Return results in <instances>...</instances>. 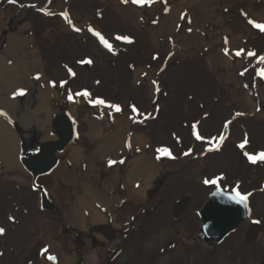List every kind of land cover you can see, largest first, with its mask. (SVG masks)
Returning <instances> with one entry per match:
<instances>
[{
	"label": "rangeland",
	"instance_id": "obj_1",
	"mask_svg": "<svg viewBox=\"0 0 264 264\" xmlns=\"http://www.w3.org/2000/svg\"><path fill=\"white\" fill-rule=\"evenodd\" d=\"M204 1L207 10L202 9ZM65 12L80 32L67 23ZM248 20L264 24V0H153L144 5L131 0H0L3 67L15 68L21 54L27 63L30 58L39 61L27 64L10 88L0 86V110L11 120L0 116V122L16 140L14 154L23 155L36 144L39 126L34 121L39 109L26 102L34 99L41 106L43 101V107L51 110L48 136H57V121L65 143L73 125L75 147L90 162L91 188L101 192L100 183L110 181L114 196L110 230L104 236L88 230L77 244L76 225L63 220L64 197L52 192L53 167L67 156L34 173L24 166L1 170L0 227L5 233L0 235V264H57L44 259L43 250L50 243L64 256L76 258L73 264H264V162L253 164L243 155L264 152V78L258 75L264 69L259 62L264 56V32ZM21 24L26 25L27 39L20 34L12 37ZM89 27L99 31L113 51L100 44ZM118 35L132 43L116 40ZM223 42L231 46V62L238 63L219 68L213 58ZM241 49L243 54L236 56ZM88 59L92 64L78 63ZM236 74L246 78L247 87L255 81L261 91L259 95L248 88L253 105H247L242 86L232 80ZM61 81L67 83L61 87ZM20 89L25 95L14 96ZM84 90L91 93L89 98L76 95ZM97 98L122 109L95 105L101 112L99 120L110 124L106 129L101 126L104 134L112 135L114 120L123 115L132 121L122 145L119 138L121 146L105 158L98 154L103 140L92 131L100 126L90 116L89 100ZM193 124L203 140L195 138ZM130 135L139 141L132 142ZM245 137V149L238 148ZM131 147L156 153L167 147L175 157L163 156L165 170L156 164L155 179L162 175L159 185L144 199L124 189L115 192L122 165L128 171L132 168L131 157H126ZM109 160L116 163L110 166ZM215 176L224 177L219 184L226 189L238 184L242 195L251 193L250 215L221 241L205 246L196 239L198 212L213 187L203 180Z\"/></svg>",
	"mask_w": 264,
	"mask_h": 264
},
{
	"label": "bare ground",
	"instance_id": "obj_2",
	"mask_svg": "<svg viewBox=\"0 0 264 264\" xmlns=\"http://www.w3.org/2000/svg\"><path fill=\"white\" fill-rule=\"evenodd\" d=\"M202 9L207 10L205 1L204 3L202 2ZM1 27L2 26L0 25V28ZM15 34L12 37H17V34H20L26 37V39L29 38L25 24L19 25ZM225 37L226 36L222 38ZM23 39V37L22 39L20 38V41L23 42L26 40ZM17 41L18 40L16 38V42ZM218 41V43H220L221 38ZM16 42L14 50L19 53L20 46H18V43ZM229 47L231 46H228L225 42L219 46L218 56H216L217 59L213 58L217 63V67L223 68L225 64L229 65L233 62L238 63V61L235 60L231 62L233 52H230ZM9 48H11V46H9ZM225 49L228 50L227 54H225ZM22 57L23 55L21 54L19 56L17 66L12 69L3 67L2 61L0 60L1 87L10 88L14 83H17L20 76L19 73L23 72L27 68V64H30V66L39 64L38 59L30 58L28 61L29 63H27ZM218 58L220 60H218ZM232 80L242 86V98H244L247 105H253L252 99L250 100V90L258 93L259 95L261 92L255 81H253L252 87H247L246 78L244 76L236 74ZM38 89L40 90L39 87ZM41 95H43L44 99H47L44 93L41 92ZM42 102L43 101H41V106H39L34 99H28L26 102L27 107L36 106V108L39 109V113L37 112L38 117L34 121H37L36 123H38L39 127L35 130L34 140H37L36 144L23 155L17 156L14 154L16 140L14 139L13 134L9 131L8 127L0 122V155L2 156V158H0V171L24 166L30 172L34 173L49 169L53 164H56L57 161L60 163V160L67 156L63 164L53 167V172H55V183L52 188V192L54 194L56 193L55 195H57V198L64 197L63 203L65 205V209L63 220L68 224L70 223L71 225H76L74 228L76 229L77 234L75 237L77 244L81 243V236H84L88 230L94 229L97 233L104 236L113 226V214L110 212V207L113 208L114 206V203L112 202L114 196H111L112 189L109 187V185L111 186V182L106 181V183H100L104 189L101 192H99L98 187L91 188L89 180L92 177L89 176L90 170L88 168V164H90V162L83 158L82 153L75 147V129L73 125L71 126L72 135L69 136V140L65 143L63 141V134H58L59 131L62 132L63 130L61 129V123L57 121H55V126L59 129V131H57V136L54 139L49 137L47 134V128L52 125V118L49 113L51 110L50 106L45 109ZM97 109V106L92 105L90 108V116L92 117L93 122L100 126V129L98 128L97 130L92 131L95 137H101L103 140L99 147L98 154H103V158H105L108 156L107 154L110 151H116V149L122 145L126 133L129 132L128 129L131 126L132 121L129 117L123 115L121 118L117 119V122L114 120L115 124H117L116 129L113 131L114 133L112 135H110L111 133L104 134V129L109 127L110 124L104 125L103 122L99 120L102 119L100 114L101 112ZM41 113L43 117L40 116ZM29 126L34 127V123H30ZM101 126H103L104 129H102ZM115 134H117V136ZM119 138L121 139V145L118 144L120 142ZM133 139L138 140L135 136L130 135V140L132 142ZM130 149L131 150L126 153V157H131L130 163H133L132 168L128 171L129 167L122 165L123 168L120 170V180L115 176V182L118 184L115 192L117 193L124 189L127 193L138 196L139 199H144L148 192L150 193V191H152L153 193L159 185L162 175L156 177L155 179L156 172L154 167L156 164H158L162 170L167 168L163 167L164 158L162 155L154 151L147 150L145 147H141L139 149H133L131 147ZM158 156L160 157L159 159H157ZM72 160H75V162H72ZM43 195L48 196V193L46 192L45 194L43 192ZM252 233L255 232L253 231ZM43 256L46 262L48 261V256H54L55 259L50 261L53 263L57 262V264H73L76 261V258H68L64 256L63 253L51 243L48 244L47 252H44Z\"/></svg>",
	"mask_w": 264,
	"mask_h": 264
},
{
	"label": "snow or ice",
	"instance_id": "obj_3",
	"mask_svg": "<svg viewBox=\"0 0 264 264\" xmlns=\"http://www.w3.org/2000/svg\"><path fill=\"white\" fill-rule=\"evenodd\" d=\"M10 3H15L16 0H9ZM123 3H128L129 0H122ZM131 2L133 4H139V5H144V4H151L153 2V0H131ZM64 19L67 21V23L73 27V30L76 31V32H80L81 29L80 28H77L73 25V22L72 20L68 17V13H62ZM248 23L251 24L253 27L259 29L261 32H264V24H261V23H256L254 20H248ZM88 31L92 33L93 36L97 37L99 39V42L100 44H102L109 52L113 51V46L112 44L109 43V41L107 39H105V37L97 30L89 27L88 28ZM116 40H123L127 43H132V40L127 37V36H116L115 37ZM228 53V50L225 49V54ZM243 54V49L239 50V51H236L235 55L236 56H241ZM248 56H255L256 53L254 52H248L247 53ZM154 59L156 57H153ZM259 62L261 63H264V56H260L259 57ZM78 63H81V64H92V60L88 59V60H81V61H78ZM67 67V66H66ZM69 75L71 76H75L76 73L71 69V68H68L67 69ZM241 75H243V73H241ZM259 76H261V78H264V69H261L258 73ZM37 79H39V76L36 77ZM67 81H61V84L60 86L63 87L64 84H66ZM97 83H99V81H97ZM156 82L153 81V84H155ZM53 86H55V83L53 82ZM160 89L157 88L156 91H159ZM16 95H19V96H23L25 95V91L23 89H20L18 90L16 93H14V96ZM76 95L78 96H83L85 98H89L91 96V93L88 92L87 90H84L82 92H78L76 93ZM68 99L71 101L73 99V96L71 94H69L68 96ZM90 103H92L93 105H106L107 107L109 108H112L114 109L116 112H120L122 111L121 109V106L119 104H106V101L102 98H97L95 100H89ZM132 111L134 113L138 112V109L136 108L135 105H132ZM237 115H241V113H237ZM0 116H3L7 119H9V122H11L10 118L8 117V113L3 111V110H0ZM231 121H228L224 124V127L227 128L228 127V124H230ZM192 128H193V134L195 136V138L197 140H203L204 137H202L199 132L196 130V125L193 124L192 125ZM225 139V137L223 135H221L219 137V140L220 142H223ZM248 143V140L247 138L245 137V139L243 140V142H241L240 144L237 145L238 148L240 149H245V146L247 145ZM130 146V145H129ZM219 148V145H217V150ZM212 150V149H210ZM158 153H160V155L162 156H168L170 158H175V157H172V153L171 151L167 148V147H161V148H158L156 150ZM185 155H188L189 153H184ZM244 156L247 157V159L255 164L257 163L258 161L260 162H264V152H260L258 153L257 155H250L247 151H244L243 153ZM160 157L158 156L157 159H159ZM122 162V161H121ZM116 161H113V160H109V165L111 166L112 164H115ZM224 177L223 176H215L214 178L212 179H208V178H205L203 180V183L204 185L206 186H215L216 188V191L213 193V195H221V196H226L228 200L230 201H234L236 204H242L244 205L245 208L248 207V197L251 195V193H248V194H244L242 195L241 192L238 190L239 189V185L237 184L235 188H233L231 190V193H227L226 191L222 190L221 187H220V184L219 182L221 180H223ZM258 223V221H257ZM5 233V229L0 227V235H3ZM45 253L47 252V248H45L43 250ZM49 260H54L55 257H52V256H49L48 257Z\"/></svg>",
	"mask_w": 264,
	"mask_h": 264
},
{
	"label": "water",
	"instance_id": "obj_4",
	"mask_svg": "<svg viewBox=\"0 0 264 264\" xmlns=\"http://www.w3.org/2000/svg\"><path fill=\"white\" fill-rule=\"evenodd\" d=\"M222 190L227 193L231 191ZM215 186L208 193L207 199L199 211L201 225L197 239L206 246H212L234 231L250 214L249 207L230 201L226 196L213 195ZM256 226L252 230L256 231Z\"/></svg>",
	"mask_w": 264,
	"mask_h": 264
}]
</instances>
